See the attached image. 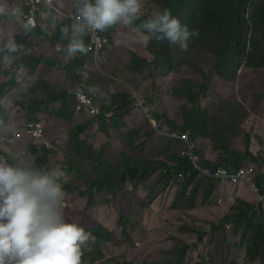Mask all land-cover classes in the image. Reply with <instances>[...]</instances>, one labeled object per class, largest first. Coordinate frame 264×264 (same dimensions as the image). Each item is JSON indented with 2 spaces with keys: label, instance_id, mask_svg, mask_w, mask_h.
I'll use <instances>...</instances> for the list:
<instances>
[{
  "label": "rangeland",
  "instance_id": "obj_1",
  "mask_svg": "<svg viewBox=\"0 0 264 264\" xmlns=\"http://www.w3.org/2000/svg\"><path fill=\"white\" fill-rule=\"evenodd\" d=\"M56 1L64 9L74 12L72 0ZM0 4L6 8V17L2 19L0 26L2 43L24 31L25 23L20 12L24 0H0ZM157 11H161L157 5L151 0H144L142 14L153 15ZM46 17L44 15L42 18V25L51 36L55 34V29H49L45 25ZM103 33L110 37L103 53L99 57L82 54L85 55L83 62L77 64L76 69L69 74L64 68H51L46 64L40 65L32 75L25 69L21 75L16 74V83L9 88L0 102V121L3 120L4 113L10 120L8 127L0 124V152L39 168L78 169L80 172L77 174H67L66 180L82 187H87L89 180L101 176L106 169L122 167L129 159L143 158L165 162L166 153L174 151L179 154L185 149L186 143L183 140H172L171 129L175 126L164 120L156 125L152 114L160 112L165 114L169 122L182 124L181 100L174 98L173 91L179 89V83L193 81L200 85L209 84L210 90L206 98L202 99L201 105L210 115L216 116L213 113L215 112L219 116H216V129L219 131L218 126L223 124L222 131H225L229 148L244 153L248 141L250 150L253 149L252 153L257 158L264 156L263 70L242 68L236 80L222 82L215 76L213 69L205 64L203 53L180 51L181 61L174 73L163 76L160 74L162 70L155 65L148 71L134 72L130 68L133 53L148 61L153 60V54L147 48L148 44L134 41V34L121 25L109 28ZM66 45L61 40L35 38L27 48L35 56L72 61L64 55ZM189 60L197 63L198 67L192 68ZM11 71L2 76L0 81H8L13 74ZM43 83L57 89H66L70 93L87 91L96 97L102 109L113 103L112 95L126 93L132 101L130 112L117 117V124L108 118L107 132H104L101 130L99 118L90 119L75 110L74 121L67 122L55 116L60 104H51L48 113L38 112L35 116L42 121L45 128L42 144H47L50 149L48 154L34 157L29 151L30 143L25 140L16 141L14 134L23 131L28 116L27 109L34 111L32 102L50 100L44 89H34ZM137 100H145L144 105ZM89 121L91 123L81 137L93 146L96 155L87 162L67 154L66 144L68 133L75 124ZM149 133L151 135L145 137ZM131 140L138 143L145 141L144 150L132 151L129 148ZM195 145L196 150H201L200 154L206 160L205 154L212 149L210 140ZM220 156L222 155H217V158ZM0 161H5L1 155ZM255 163L259 164V161ZM159 175L160 172L153 173L139 188L127 184L117 197H112L105 191L97 193L94 207H88L87 199L80 197L78 193L64 190L65 197L61 207L67 222L78 223L86 230L102 225L113 235L110 242L91 235L92 239L85 245L88 259L83 264H142L145 260L166 261L173 256L174 247L180 243L190 244L183 264H264V259L261 258L251 263L244 259V245L240 244V236L234 235L233 228L216 229L236 199H219V190L214 196L201 190L197 193L195 207L184 208L178 205L176 199L179 183L172 181L162 190ZM220 185L221 183L219 187ZM155 191H158V196L152 200L151 195ZM208 203L216 207V219L209 215V210L206 209ZM124 219L129 220L125 234L119 226ZM196 233L205 235L200 238Z\"/></svg>",
  "mask_w": 264,
  "mask_h": 264
},
{
  "label": "trees",
  "instance_id": "obj_2",
  "mask_svg": "<svg viewBox=\"0 0 264 264\" xmlns=\"http://www.w3.org/2000/svg\"><path fill=\"white\" fill-rule=\"evenodd\" d=\"M151 2L157 5L161 11L169 9L172 15L181 21L182 25H187L190 31L195 29L198 32L197 37L189 40L186 52L193 53L195 51L203 53L205 55V64L213 69L215 76H218L220 81L236 80L242 68L253 71H264V0H151ZM20 12L23 18L24 9ZM150 16L142 14L141 19H147ZM5 17L6 15H0V26L2 19ZM42 20L39 21L36 27H28L22 33L13 36L16 43L23 45L25 49L24 53L17 54V59L13 64L18 63L29 75L35 73L37 68L42 64H46L51 68H64L69 74L76 69L77 64L83 62L82 54H77L75 57L70 58L72 61H65L64 58L58 59L53 57L50 59L29 53L27 46L35 38H44L52 41L61 40L65 44L69 42L63 37L61 29L71 23L55 18L51 13L48 14L45 19V25L50 27L49 29H55V34L49 36L48 29H45V26L42 25ZM101 33L106 36L103 32ZM107 38L109 39L110 37ZM84 43L86 44L85 39ZM147 48L153 54V60L148 61L133 53L130 68L134 72L148 71L153 65L162 70L160 74L163 76L174 73L177 70L176 66L181 61V50L178 45H170L167 41L163 43L151 41L148 43ZM64 55L66 56V54ZM188 63L192 68L198 67L197 63L192 60H189ZM6 67L5 64L0 63V78L10 73ZM15 83V72H13L8 81H0V102L7 95L9 88ZM179 85V89L174 90L173 93L176 100L178 98L181 100L180 116L183 123L169 122L165 114L160 112L152 114L154 123L157 125L160 120H164L169 125L173 124L175 127L171 129L172 133L188 135L189 139L194 143H203L210 140L213 151L222 156L215 161L209 160L207 162V160L202 158L200 154L201 150H197L202 163L208 168H217L222 165L230 169H236L241 164H253L260 167V162L264 156L260 159L257 158L251 152L248 141L246 142L244 153L230 149L225 131H222L223 124L222 126L221 124L218 126L220 128L219 131L216 129L215 124H217L216 121L219 116L215 112L213 113L217 117L212 116L202 108L201 101L203 98H206L210 90L209 84L204 83L200 85L193 81H187L181 82ZM36 88L44 89L50 100L32 102L31 105L34 111L31 112L30 108L27 109V119L39 120L35 118L38 112L48 113L49 106L58 103L60 107L56 110L55 116L67 122L74 121L77 91L70 93L66 89H57L46 83L37 85L34 89ZM112 100L113 103L102 109L98 116L101 130L104 132H107V119L109 118L117 124V117L129 114L132 104L130 96L126 93L112 95ZM4 114L2 124L3 127H8L10 120L8 115ZM108 114L110 115L108 116ZM89 123L91 121L76 123L68 133L66 144L67 154L74 155L87 162L92 160L96 155L93 146L81 137ZM150 135L151 133L145 137H149ZM171 139L175 140V138ZM177 140L181 141L180 139ZM145 144L143 140L139 143L131 140L129 148L132 151L141 152V150H144ZM169 144L171 148L172 141ZM29 151L34 157L41 154L45 155L49 152L45 147L40 149L36 146H30ZM0 155L9 164L19 160L2 152H0ZM164 157L165 162L143 158L129 159L122 167L106 169L101 176L93 177L89 180L90 184L87 187L77 186L71 180H66L63 183V187L67 192L78 193L80 197L86 198L88 207L95 206L97 193L105 191L112 197H117L127 184L130 183L134 185V188H139L156 172H160L159 182L161 183L162 190H165L172 181L179 183L176 199L179 202L178 205L184 206V208L195 207L196 196L199 191H206L210 196H213L219 190V180L201 175L192 169L189 163L180 157V152L177 154L171 151L170 153H166ZM256 161H259V164H256ZM32 167L39 168L38 166ZM63 170L71 175L80 172L73 167ZM256 182L262 192H264V174H259ZM190 187L191 192L188 193ZM157 196L158 191H155L151 195V199H156ZM148 199L150 200V196ZM128 222V219H124L119 224L123 229V234L126 233ZM228 227L229 229H234V235L240 236V244L242 245L243 243L245 249L244 259L248 263L255 261L257 258L264 259L263 211H256L255 205L241 199H236L234 205L230 207L229 212L223 217L221 224L216 229L222 230L227 228L229 230ZM86 231H89L93 237L106 242H110L113 239V235L102 225H99L95 229H87ZM196 234L200 238L205 235ZM189 249L190 244L180 243V245L174 247V254L170 259L166 261L145 260L142 264H183ZM87 259L88 254L84 246L82 264Z\"/></svg>",
  "mask_w": 264,
  "mask_h": 264
},
{
  "label": "clouds",
  "instance_id": "obj_3",
  "mask_svg": "<svg viewBox=\"0 0 264 264\" xmlns=\"http://www.w3.org/2000/svg\"><path fill=\"white\" fill-rule=\"evenodd\" d=\"M72 6V22L61 29L69 41L65 48L68 59L87 54L86 35L116 25L134 34L136 42L167 41L181 51H187L189 40L198 36L169 9L142 20L144 0H72ZM5 14L6 8L0 4V15ZM24 52L14 37L3 41L0 63L12 64L17 54ZM66 177L59 167L34 168L23 160L0 161V264H82L83 248L92 237L78 223L65 219L61 205Z\"/></svg>",
  "mask_w": 264,
  "mask_h": 264
},
{
  "label": "built area",
  "instance_id": "obj_4",
  "mask_svg": "<svg viewBox=\"0 0 264 264\" xmlns=\"http://www.w3.org/2000/svg\"><path fill=\"white\" fill-rule=\"evenodd\" d=\"M22 8L25 12L22 19H24L25 25L30 28L36 27L39 21L44 18V15L50 13L55 18L69 23L72 22L71 18L74 15V12L64 9L56 0H24ZM84 39L86 40L85 45L88 47L87 54L94 57H99L109 43V39L102 35L101 32H91ZM6 68L18 75H21L24 69L18 63L9 64ZM137 102L144 105L145 100L140 102L137 100ZM76 110L90 119H97L102 107L94 95L84 90H78L76 93ZM24 123L23 131H18L14 134L15 140H25L30 143V146L45 147L49 150L50 147L47 144H42L45 133L42 121L26 118ZM170 136L185 141L186 147L181 151L180 155L182 159L189 163L192 169L201 175L217 179L223 183L231 185L247 184L253 196L256 210L264 212V192H262L256 182L257 176L264 174V157L260 162V167L253 164H241L236 169H230L222 165L217 168H208L202 163V159L196 150V145L189 139L188 135L171 133ZM41 144L42 146H40Z\"/></svg>",
  "mask_w": 264,
  "mask_h": 264
},
{
  "label": "crops",
  "instance_id": "obj_5",
  "mask_svg": "<svg viewBox=\"0 0 264 264\" xmlns=\"http://www.w3.org/2000/svg\"><path fill=\"white\" fill-rule=\"evenodd\" d=\"M85 56V55H83ZM197 144V143H196ZM253 149H251V152ZM217 153H215L212 149L210 151H208L205 154V159L207 160V162L209 160L211 161H215L217 158ZM221 185L219 187V199L220 198H230V199H241L244 200L246 202H249L251 204L254 205V199L253 196L249 190V187L247 184L241 183L238 185H231L229 183H223L222 181H220ZM235 186V187H233ZM229 187H233V188H229ZM215 195V194H214ZM213 195V196H214ZM235 201V200H234ZM213 204H209L206 207V209L209 210V215L213 218L216 219L217 217V213H216V207L212 206ZM230 209V208H229ZM257 211V210H256Z\"/></svg>",
  "mask_w": 264,
  "mask_h": 264
}]
</instances>
